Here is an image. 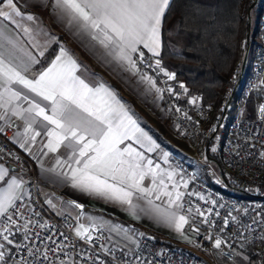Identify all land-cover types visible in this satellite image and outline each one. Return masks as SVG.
<instances>
[{"label":"built area","instance_id":"2783aa9c","mask_svg":"<svg viewBox=\"0 0 264 264\" xmlns=\"http://www.w3.org/2000/svg\"><path fill=\"white\" fill-rule=\"evenodd\" d=\"M257 32L250 66L245 70L243 60L232 69L215 107L189 94L188 86L161 65L158 55L142 49L131 55L154 84L174 127L192 138L196 169L171 157L187 183L178 210L197 223L194 243L210 259L178 245L159 243L152 234L140 233L128 249L108 242L97 226L88 227L92 240L77 237L70 213L54 214L45 206L32 159L10 140L9 129H0V159L25 174L24 193L0 215V252L4 253L0 264H218L217 255L230 261L236 249L248 245L256 254V264H264V112L260 110L264 106V4ZM241 43L245 45L244 38ZM165 72L174 78L168 79ZM250 96L256 106L248 117L243 104ZM207 153L216 156L221 178L209 166L208 160H214ZM230 185L241 195L227 191ZM216 239L223 241L220 248L214 247Z\"/></svg>","mask_w":264,"mask_h":264},{"label":"snow or ice","instance_id":"6c2138e0","mask_svg":"<svg viewBox=\"0 0 264 264\" xmlns=\"http://www.w3.org/2000/svg\"><path fill=\"white\" fill-rule=\"evenodd\" d=\"M171 2L172 0H52V9L60 19H66L67 24L74 27L77 33L89 35L92 40L98 41L108 49L110 55L116 52V58L126 62L130 70H134L136 63L130 53L136 52V44L143 43L153 55H159L161 25ZM4 7H7L8 11L2 10ZM13 15H21L14 0H0V18L12 20ZM26 19L33 21L34 17L28 15ZM23 31L29 33L30 29L25 27ZM17 51V45L0 30V80L5 84V91L10 94L9 102L23 98L29 103V107L23 110L29 114L25 133L31 129L36 118L54 125V128L47 132L50 139L45 147L51 152H56L61 146L68 150L67 160L64 162L68 171L58 174L61 182H70L73 189L127 204L130 208L136 207L133 205L134 193L140 194L137 198L151 195L150 190L141 187V181L148 172L155 174V169H146L141 163L144 160L143 155L131 147L123 151L116 147L123 139L129 138L130 128L136 131L139 129H136V122L112 91L103 84L91 87L82 79L77 74L82 66L64 48L60 49L49 67L35 79H28L23 73L38 61L30 53H25V61L13 63L19 59L16 56ZM39 55L43 56V51H40ZM156 67H160L159 60L156 61ZM165 75L170 80L174 78L166 72ZM141 79L149 78L142 76ZM14 84L49 102L51 114H48L46 106L42 107L22 92L8 87ZM2 99L3 95L0 94V100ZM260 110L264 112V106ZM36 135L40 133L37 132ZM143 138L151 143L146 135ZM31 139L35 140V136ZM138 142L141 141L138 139ZM152 147L148 150L151 151ZM125 155L127 159L124 158ZM151 163L149 160L148 165ZM57 164L64 166L60 160H57ZM47 171L56 170L53 168ZM6 175L7 170L0 168V180ZM168 179H172L171 173ZM19 187L20 182L12 179L6 189L0 190V215L18 199L15 190ZM165 195L171 197V193ZM180 196L181 194L177 193L176 200H179ZM71 203L76 208L82 207L74 201ZM148 203L151 204L152 201L148 200ZM176 207L179 209L182 205L177 204ZM156 212L178 232L188 223L185 216L175 212L160 213L159 209H156ZM227 223L225 220V224ZM5 231L8 229L5 228ZM76 235L89 241L93 239L89 229L83 225L76 229ZM4 239L7 240V237ZM8 243L11 244L12 241L9 240ZM222 243L221 239H216L214 247L220 248ZM3 258L4 253L0 252V260Z\"/></svg>","mask_w":264,"mask_h":264},{"label":"crops","instance_id":"0c3cea01","mask_svg":"<svg viewBox=\"0 0 264 264\" xmlns=\"http://www.w3.org/2000/svg\"><path fill=\"white\" fill-rule=\"evenodd\" d=\"M14 3L21 15H13L12 20L0 18V30L19 49L16 52L19 59L14 60L13 63L19 64L25 61L27 59L25 53H30L38 61L32 64L23 75L28 79H35L40 72L49 67L61 48L66 49L71 57L82 66L77 74L91 87L105 85L124 105L125 111L132 120L136 122V129L139 131L130 128L129 138L123 139L121 143L117 144V149L123 151L125 148L131 147L135 152L143 155L144 160L141 163L146 166V169H155V174L148 172L141 181V187L150 190L151 195L146 198H137L140 194L134 193L133 205H136L135 208L90 192L73 189L70 182H61L58 175L68 171L67 164L64 163L67 160L68 150L61 146L56 152H51L45 147L50 139L47 132L49 129H53L54 125L47 124L41 118H36L31 129L25 133L29 123V114L23 110L29 107V103L23 98L13 99L9 102L10 94L5 91V84L0 80V94L3 95V99L0 100V117H2L0 118V129H9L10 140L32 159L39 183L40 197L45 206L54 214L68 212L79 216L83 211L91 210L97 217L104 215L108 218L112 228L132 227L133 225L142 226L152 231L158 226L162 227L163 231L170 228L171 226L157 215L156 209H159L160 213L175 212L177 215H183L176 207L180 200H176V195L177 193L182 194L187 186L186 179L176 169L171 157L180 159L191 166L194 164L191 156L192 148L187 143L188 141L191 143V140L184 138L182 141V139L170 137L168 128H174V124L161 105L154 84L149 79H141L145 75L137 66L136 69L130 70L126 62L119 61L116 58V52L110 55L109 50L101 46L98 41L92 40L87 34L77 33L74 27L67 24L66 19H60L53 11L52 0H14ZM2 10L8 11L7 7ZM28 15H32L34 20L28 21L26 19ZM25 27L30 29L29 33L23 31ZM159 41L158 51L161 48V30ZM52 43L57 44L54 54L42 66L39 65ZM136 49L153 54L144 47L143 43L136 44ZM40 51H43V56L39 55ZM8 87L22 92L30 99L40 103L42 107L46 106L48 114H51L49 102L36 97L18 84L8 85ZM37 132L40 135H36ZM144 135L150 138L151 143L144 140ZM156 135L164 140V144L159 142ZM32 136H35V140L31 139ZM138 139L143 143V146H141V142H138ZM153 144L154 147H152ZM149 147H152L151 151L148 150ZM124 158L127 159V155ZM57 160H60L64 166L57 164ZM149 160L152 161L151 165H148ZM208 163L215 172L212 161L208 160ZM10 165L12 164L5 163L0 159V168L7 170L5 178L0 180V190L6 189L8 182L15 179L20 182V187L15 190V195L20 196L25 189V174L19 168L11 169ZM53 168L56 170L55 172L47 171ZM194 168L196 169L195 166ZM170 173L172 174L171 180L168 179ZM165 193H171V197ZM157 197L159 198L157 199ZM148 200H151L152 203L149 204ZM72 201L82 207L76 208L71 203ZM93 226L102 228L106 240L110 242L105 230L107 227L100 226L98 221ZM134 242L135 237L133 236L129 239V245L124 248H131Z\"/></svg>","mask_w":264,"mask_h":264},{"label":"trees","instance_id":"16d2710c","mask_svg":"<svg viewBox=\"0 0 264 264\" xmlns=\"http://www.w3.org/2000/svg\"><path fill=\"white\" fill-rule=\"evenodd\" d=\"M258 2L259 0H172L161 25L158 57L161 65L184 81L188 86V93L198 96L204 105L217 106L223 97L228 74L238 63H242L244 49L249 43L251 14L259 16L262 10V6L256 7ZM262 3L264 4V0ZM243 38L245 45L241 43ZM56 48L57 44L52 43L39 65L42 66ZM254 105V99L250 96L246 116H253ZM157 138L164 144L163 139L159 136ZM207 156L217 164L214 154L207 153ZM230 187L238 190L231 185ZM235 191L231 192L237 194ZM156 239L159 243L174 245L166 240ZM245 253L256 264V254L251 245L245 248Z\"/></svg>","mask_w":264,"mask_h":264},{"label":"rangeland","instance_id":"374dc122","mask_svg":"<svg viewBox=\"0 0 264 264\" xmlns=\"http://www.w3.org/2000/svg\"><path fill=\"white\" fill-rule=\"evenodd\" d=\"M243 2V0H242ZM263 7V3L262 0H259V2L256 4V7ZM250 28H249V43L248 45L245 47L244 49V56H243V60L245 63L244 69L247 70L248 66H250L251 60L253 58V48L255 46V43L258 41V32H257V20H258V16L257 15H253L251 14L250 17ZM255 102V101H254ZM255 106H256V102L255 105L253 106V113L255 111ZM243 110L245 112V114L248 111V107H247V102L243 104ZM242 114V112H241ZM169 134L170 137H176L178 139H182V141L184 140V138L186 139V137L180 132L177 131V129L174 127H169ZM188 141V140H187ZM186 141V142H187ZM189 144V146L192 148L191 153L193 152V143L191 141V143L188 141L187 142ZM212 166L213 169L215 170V172L217 174L220 175L221 178V174L220 171L217 167V164L215 161L212 162ZM210 176L209 175L207 177V181H210ZM228 191H235L233 188L228 187ZM237 194L241 195V192L236 190L235 191ZM72 218H73V222H72V230L74 232H76V229L79 228L81 225H83L84 227H89V226H93L95 225V222H100V226H105L107 227L106 233H107V238L108 240L117 246L120 247H126L127 245H129V239L131 237H135L136 238L140 235V233H145V234H152L157 238L166 240L174 245H178L186 250H189L191 252H193L196 255H199L200 257L204 258V259H210L209 256L200 248L196 247L195 243H194V238L196 233L198 232V226L196 222L193 221H189L188 219V223L184 225V227L182 228V231H176L174 226H171L170 228L166 229L165 231L162 230V227L158 226L157 228H154V231L145 228V227H138L135 225H131L132 227L129 226H120L119 228H112L110 225V221L108 220V218H106L104 215H101L100 217L95 216L94 212L91 210H85L83 211L79 216H77L75 213H70ZM152 224H156V223H152ZM158 225V224H156ZM142 227V228H141ZM132 228V229H131ZM126 230V231H125ZM156 231V232H155ZM246 248V247H245ZM245 248L239 249V250H235V258L233 260H226L221 256H216V259L218 261V264H253L251 262L250 259H248L246 253H245ZM217 263V262H216Z\"/></svg>","mask_w":264,"mask_h":264},{"label":"water","instance_id":"95a60500","mask_svg":"<svg viewBox=\"0 0 264 264\" xmlns=\"http://www.w3.org/2000/svg\"><path fill=\"white\" fill-rule=\"evenodd\" d=\"M10 168H11V169H14V168H15V166H14V165H10Z\"/></svg>","mask_w":264,"mask_h":264}]
</instances>
